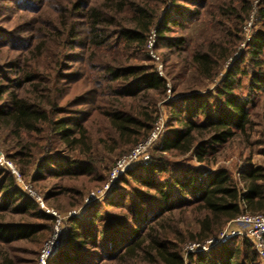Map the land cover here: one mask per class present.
<instances>
[{
  "label": "trees",
  "instance_id": "obj_1",
  "mask_svg": "<svg viewBox=\"0 0 264 264\" xmlns=\"http://www.w3.org/2000/svg\"><path fill=\"white\" fill-rule=\"evenodd\" d=\"M4 1L0 0V5ZM7 1L16 7L15 13L19 12L16 17L27 19L43 13L40 10L51 0ZM171 1L172 8L159 18L161 8L158 7L167 4L168 0H58V4L52 6L53 15L46 11L49 21L45 27L37 29L35 20L29 21L33 33L30 39L0 32V52L18 54L9 62L0 64V143L15 146L17 151L7 158L18 165L23 179H27L34 166L36 180L41 181L45 180V172L69 177L96 171L91 135L86 126L90 115L78 114L74 119L57 118L66 113L64 108H60L58 99H65L76 85L74 89L78 90L82 81L78 73H65L64 63L70 59L68 51L81 49L89 52L91 47L99 50L113 44L116 47L122 45L126 54L130 53L134 64L117 59L112 65L104 63L98 68L92 65L90 68L94 67L100 76L104 75L101 80L107 81L108 86L103 88V83L91 82L87 87L92 88L89 93L95 97L105 98L109 94L116 99L109 111L100 113L107 119L117 141L128 148L126 153L151 136L159 117H153L149 107L141 109L137 104L148 93L164 96L167 83L158 75L156 67L150 65L153 60L147 49L149 37L155 32L157 48L164 45L167 49H179L184 40H171L167 34L175 28L185 29L186 24L201 17L207 8V0ZM241 1L245 16L250 13L253 2L257 3L261 29L252 36L246 54L228 70L219 84L216 93L222 103L215 108L199 94L184 98V104L171 112L172 119L180 122L181 128L163 139L161 148L155 151L158 155L138 163L124 174L128 176V183L135 182L158 194L154 205L141 195L136 200L143 204L137 209V217L141 216L144 223L136 221L139 228L131 231L132 235L123 242L118 237L120 234H116L114 240L104 243V233L112 229H103L100 222H96L101 220L99 213L86 228L72 219L70 234L76 237L72 241L77 246L67 245L50 264H95L92 255L85 250L88 245L105 247L106 258L111 260L139 257L148 263L158 264H261L252 241L245 236L236 237L206 254L191 253L185 260L179 244L173 242L176 238L170 237H182V232L173 228L168 233L158 220L161 214L196 206L193 211L201 217L197 220V231L187 241L204 243L216 238L229 223L243 215L264 214V166L250 167L241 172V179L236 181L226 169L206 172L190 166L177 175L170 171V165L163 159L165 153L176 152L181 156L193 153L197 162L204 164L209 155L231 142L238 133H245L251 125L249 107L254 100L251 97L240 98L235 93L241 88L242 79L249 78L250 95H264V61L261 60L264 54V0ZM180 3L188 4L192 11L185 10ZM225 11L228 13L222 9ZM240 19L243 21L244 18ZM23 23L13 30L14 33H21ZM154 27L156 31L151 32ZM53 43L57 48L55 54L52 52ZM231 51L221 44H208L203 51L193 52L191 68L199 78L214 83L220 65L232 54ZM54 55L56 59L51 62ZM63 79L64 83L69 82L65 96L59 88V81ZM111 84H117L119 88ZM197 118H202V121L196 122ZM26 136L43 137L41 141L47 144L32 147L24 143ZM58 146L75 153L78 158L62 157L56 153ZM37 154L43 155L39 163L34 161ZM261 155L264 157V150ZM56 160L59 162H54ZM3 167L0 165V212L4 213L0 217V242L8 244L32 239L35 226L11 221L13 215L25 213L42 220L49 218L16 186V177ZM166 173L169 174L168 179L160 182L159 178ZM122 182L127 183V180ZM148 212H151L149 218ZM76 227H79V232L74 231ZM126 227L124 224L121 229ZM0 264L16 262L3 253L0 254Z\"/></svg>",
  "mask_w": 264,
  "mask_h": 264
},
{
  "label": "rangeland",
  "instance_id": "obj_2",
  "mask_svg": "<svg viewBox=\"0 0 264 264\" xmlns=\"http://www.w3.org/2000/svg\"><path fill=\"white\" fill-rule=\"evenodd\" d=\"M57 1H47L45 8L40 10L43 13L36 16H28L27 19L16 17L15 14L19 12L15 13L16 7L10 1L6 0L2 2L0 5V8H2L0 12V32L12 34V36H24L30 39L33 33L30 31L29 21L35 20L37 29L45 27L47 21H49L46 11L52 12L53 15L52 6L58 4ZM180 4H182L185 10L192 11L188 4ZM243 5L241 0H207V8L203 10L201 17L186 24L185 29L175 28L167 34V37L171 40H184L181 48L172 50L167 49L164 45H159L157 48L158 40H155L156 45L154 44L152 51L157 59H152L153 61L150 62V65L155 66L156 71L157 66H161L162 77L167 83L166 93L164 96L148 93L145 97L146 101L143 98L142 102L136 103L138 108L141 109L149 107L153 117H159L154 132L156 138L150 141L151 137H149L139 145L142 146L143 154L150 157L149 160L152 156L155 157L156 154H159L155 151L161 148L163 139L174 130L181 128L180 122L172 119L171 112L173 108L184 104V98L189 99L194 94H199L203 95L210 106H214L215 108L222 103L216 93L219 84L226 76L228 70L246 54L252 36L257 34L261 29L258 21L257 3L253 2L248 16L242 14ZM158 8H161L158 11L160 18L166 10L172 8V1L168 0L167 4L160 5ZM222 9L228 10V13L226 11L222 12ZM241 17L244 18L243 21H241ZM22 22H24L20 26L22 30L19 28L21 33H14L13 30ZM152 31H156L155 27L152 28ZM211 43L221 44V46L229 51L234 48L231 51L232 54L220 65L218 77L214 83L199 78L190 65L193 52L198 50L203 51L205 46ZM52 45V52L55 54L57 48L54 46V43ZM113 46L112 44V47L99 50L91 47L92 49L90 48L89 52L81 49H76L73 52L68 51L67 54L70 59L64 63L66 66L65 73H78L82 76V81L79 84L80 88L78 90L74 89L78 86L76 85L72 89V93L65 99L62 97L58 99L60 108H64L66 113L65 115L57 116V118L72 117L74 119L78 114L80 116L90 115L86 126L91 135L92 148L94 150L93 158L96 159L95 162L97 164L96 171H93L92 174H78L69 177H57L54 174L45 172V180L41 181L36 180L37 170L34 166L30 173H28L27 179H23L18 165L16 166L13 161L7 158V155L10 156L13 152L17 151L15 146L13 144L0 143V152L7 159V162L12 165L13 170L17 171L20 180L8 166H4L3 168L10 171L16 177V186L27 197L33 200L38 209L49 218L48 220H42L35 215H26L25 213L13 215L11 221L18 224L35 226V236L32 239L8 244L0 242V254L7 253L15 260L16 264H40L43 250L47 242L54 236L57 222L59 221L61 231L59 243L52 256L48 258L47 264H50L67 245L77 246L72 241L76 237H72L70 234L72 228L70 224L71 220H78L81 226L86 228L87 224L92 222L96 213L102 216L101 220L96 221L98 224L100 222L101 228H105L106 230L112 229L104 233V237H102L103 242H111L115 239L116 234H120L118 237L123 242L125 238L132 235L134 230L139 228L136 221L144 223L141 220V216L137 217V209L143 207V204L136 200H139L143 196L146 197L145 199H148V203L153 205L158 200V194L150 192L135 182L128 183V176L124 175L138 163L147 161L143 160V155L133 159V150L126 153L125 151L128 148L121 146V143L117 141L109 128L107 119L101 115L104 111L110 110L112 104H115L116 99L109 96V94L105 98L103 96L95 97L94 94L89 93L92 88L88 89L87 87L91 82H101L103 83V88L108 86L107 81L101 80L104 75L100 76L99 70H95V68H98L102 64L112 65L113 60L117 59L122 62L135 63V61L130 59V53L127 55L123 50L122 45ZM15 56H18L16 52L1 51L0 64L9 62ZM55 59V55L51 56V62L55 61ZM261 60L264 61V54L261 56ZM78 61L85 63L82 64ZM92 65L95 66V68L92 67L94 69L90 68ZM64 82V79L59 81V88L63 91V96L66 95V91L68 90L65 87L69 85V82L68 84ZM241 83V88L236 90L235 94L240 98L251 97L254 100L253 104L249 107L252 122L246 132L238 133L231 142L218 148L215 154L207 157V162L204 164H199L193 153L184 156L176 152L163 154L164 162L170 165L169 168L172 173L181 174L183 169L190 166L206 172H216L219 169H226L236 181H239L241 179V172H245L250 167L264 166V157L261 155V152L264 150V95H254V97L250 95L249 78H243ZM111 86L119 88L117 84H111ZM141 109L140 111H142ZM200 121H202V118L196 119V122ZM41 140H44L43 137L26 136L24 143L34 147L45 142ZM137 148H134V151ZM56 153L62 155V157H68L70 160L78 158L75 153L65 151L60 146H58ZM40 154H43V152ZM40 154H37L36 160H34L37 163L43 157ZM54 162H59V160ZM120 162L125 163L122 169L118 168ZM51 166L54 167V165ZM121 177L122 179H120ZM168 177L169 174L166 173L159 180L163 182ZM124 180H127V183L122 182ZM194 208L196 206L187 207L186 209L182 208L173 213L161 214L158 217L159 222L162 223V229H165L166 232H172L173 228H178L182 232V237L178 235L170 237L171 239L176 238L173 242L179 244L180 252L185 260L192 253L191 250H196L198 246L196 245L198 242L187 241L197 231V220L201 217L200 214L193 211ZM3 214V212H0V217ZM150 214L151 212H148V218ZM124 224H127V227L121 229V226ZM232 227L238 230V225L231 222L221 233L225 230L235 231L232 230ZM74 231L79 232V227H76ZM178 240L183 242L186 240V242L178 243ZM207 243L200 246L202 249L205 245L207 247V250L202 251L203 254L209 253L214 249L211 247L212 245H208ZM104 248H93L88 245L85 250L92 255L95 264H158L154 262L148 263L139 257L133 260L126 258L120 260L118 257L112 260L107 259L103 251ZM193 252L192 254H196V251Z\"/></svg>",
  "mask_w": 264,
  "mask_h": 264
},
{
  "label": "built area",
  "instance_id": "obj_3",
  "mask_svg": "<svg viewBox=\"0 0 264 264\" xmlns=\"http://www.w3.org/2000/svg\"><path fill=\"white\" fill-rule=\"evenodd\" d=\"M155 40H156L155 32H152L151 36L149 37L148 46L147 47L150 50L151 58L154 59V60L157 59L156 56L153 54V51H152V49L154 48ZM157 72H158V75L160 77H162V71H161V66L160 65L157 66ZM154 132H155V129L153 130V132H152V134L150 136L151 137L150 141L153 138H156V134ZM139 145L136 146L138 148L135 151L133 149V153H132L133 157H134L133 159H135L137 156L143 155V160L148 161L150 157L149 156H145L143 154L142 146H139ZM0 165L1 166H8L10 169H12L13 173L20 180V176L17 173V171L13 170L12 165L7 162V160L2 155L1 152H0ZM124 165H125L124 162H120L118 164V168L122 169L124 167ZM115 176H113V177H115ZM233 223L238 225V230L237 229L235 231H227V230H225L217 238H212L210 240H207L204 243H198V244H196V245H198L196 247L197 249L196 250H194V249L191 250L192 253H194L193 251H196L195 253H202V251L207 250L206 245L203 247V249L200 247L201 245H204L207 242H208L207 243L208 245H212L211 247L215 248V247H218V246H221V245H224V244L228 243L230 240H232V239H234L236 237L245 236V237L249 238L252 241V243L254 245V249L256 250V252L259 255L261 264H264V214H261V215H248V214H246V215H243V216L239 217L237 220L233 221L232 224ZM59 227H60V224H59V221H58L54 236L49 240V242H47V244L45 246V249L43 250L40 264H47L48 258L50 256H52L54 251L57 249V246H58V243H59V236H60V233H61Z\"/></svg>",
  "mask_w": 264,
  "mask_h": 264
},
{
  "label": "crops",
  "instance_id": "obj_4",
  "mask_svg": "<svg viewBox=\"0 0 264 264\" xmlns=\"http://www.w3.org/2000/svg\"><path fill=\"white\" fill-rule=\"evenodd\" d=\"M232 230H236V228L235 227H232Z\"/></svg>",
  "mask_w": 264,
  "mask_h": 264
}]
</instances>
